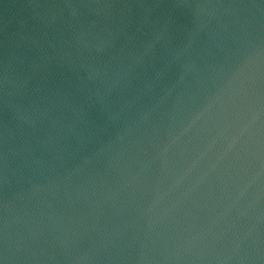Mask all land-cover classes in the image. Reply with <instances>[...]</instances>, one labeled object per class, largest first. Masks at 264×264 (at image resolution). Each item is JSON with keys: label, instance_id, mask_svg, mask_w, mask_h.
<instances>
[{"label": "water", "instance_id": "obj_1", "mask_svg": "<svg viewBox=\"0 0 264 264\" xmlns=\"http://www.w3.org/2000/svg\"><path fill=\"white\" fill-rule=\"evenodd\" d=\"M0 264H264V0H0Z\"/></svg>", "mask_w": 264, "mask_h": 264}]
</instances>
